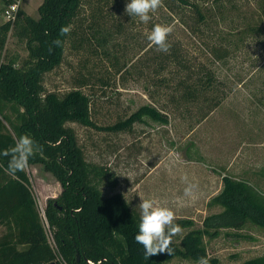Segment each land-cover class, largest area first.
<instances>
[{"label":"rangeland","instance_id":"obj_1","mask_svg":"<svg viewBox=\"0 0 264 264\" xmlns=\"http://www.w3.org/2000/svg\"><path fill=\"white\" fill-rule=\"evenodd\" d=\"M18 1L38 18L43 0ZM262 1L161 0L145 23L125 11L127 0H82L60 64L43 75L47 92L62 97L79 89L88 95L97 126L112 125L143 104L166 113V124L146 118L131 130L66 125L74 129L85 160L107 168L99 183L104 196L121 193L139 215L141 200L151 198L172 208L175 221L193 220L175 235L177 244L190 228L202 227L205 216L221 210L208 202L224 174L264 194ZM3 6L0 0V24ZM156 23L174 25L167 52L147 39ZM2 55L18 60L27 55L14 28ZM189 90H195L194 98L185 95ZM26 170L43 214L61 185L40 164ZM189 182L196 187L186 195ZM4 231L0 225V234ZM204 244L219 264H242L264 252V231L247 223L205 236ZM166 264L198 262L173 257Z\"/></svg>","mask_w":264,"mask_h":264},{"label":"trees","instance_id":"obj_2","mask_svg":"<svg viewBox=\"0 0 264 264\" xmlns=\"http://www.w3.org/2000/svg\"><path fill=\"white\" fill-rule=\"evenodd\" d=\"M81 4L82 0H43L38 18L19 8L13 24H0V151L10 148L19 135H31L38 147L28 165H42L61 185L41 214L26 168L13 177L6 171L9 157L0 155V225L5 229L0 234V264H166L173 257L194 262L205 257L208 264H219L217 257L208 255L204 237L247 223L264 231L262 192L246 180L224 174L219 192L208 202L221 210L205 216L202 227L190 228L179 244L173 241L171 254L158 252L145 258L142 245L134 239L140 215L121 193L103 195L99 183L107 168L85 160L75 131L66 122L131 130L146 118L166 124V113L143 104L126 118L102 127L92 121L90 99L81 90H70L62 97L45 91L43 75L60 64ZM62 26L69 31L61 33ZM13 28L27 51L19 60L2 55ZM57 39L62 41L59 46L54 43ZM210 81L208 76L205 85ZM195 94V90L185 93L189 98ZM175 223L181 228L194 224L186 218ZM242 264H264V252Z\"/></svg>","mask_w":264,"mask_h":264},{"label":"clouds","instance_id":"obj_3","mask_svg":"<svg viewBox=\"0 0 264 264\" xmlns=\"http://www.w3.org/2000/svg\"><path fill=\"white\" fill-rule=\"evenodd\" d=\"M161 0H127L125 11L132 17H138L142 22L151 19V13L160 6ZM174 25L167 23H156L151 31L147 33V39L158 46L161 51L167 52L170 48L168 35L173 31ZM61 33H67L69 28L62 26ZM56 45L62 41L55 40ZM37 143L29 134H21L15 139L14 144L0 151V155L8 156L6 171L13 177L23 171L29 163L30 158L37 150ZM196 185L189 182L184 189L185 194H190ZM141 215L138 223V231L135 233V241L142 245L145 258H149L158 252L167 251L172 253L171 244L175 235L180 232L181 227L175 223V212L172 208L157 205L151 199H142L140 202ZM198 264H208L205 257H200Z\"/></svg>","mask_w":264,"mask_h":264},{"label":"built area","instance_id":"obj_4","mask_svg":"<svg viewBox=\"0 0 264 264\" xmlns=\"http://www.w3.org/2000/svg\"><path fill=\"white\" fill-rule=\"evenodd\" d=\"M19 10V1L11 0L8 3L4 4L2 9L3 22L14 23L17 18Z\"/></svg>","mask_w":264,"mask_h":264},{"label":"crops","instance_id":"obj_5","mask_svg":"<svg viewBox=\"0 0 264 264\" xmlns=\"http://www.w3.org/2000/svg\"><path fill=\"white\" fill-rule=\"evenodd\" d=\"M3 9V8H2Z\"/></svg>","mask_w":264,"mask_h":264}]
</instances>
